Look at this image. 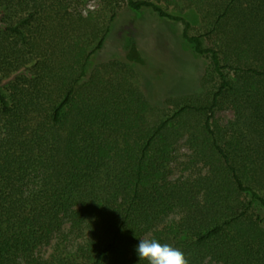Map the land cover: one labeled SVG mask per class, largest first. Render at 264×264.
I'll return each mask as SVG.
<instances>
[{"label":"trees","instance_id":"16d2710c","mask_svg":"<svg viewBox=\"0 0 264 264\" xmlns=\"http://www.w3.org/2000/svg\"><path fill=\"white\" fill-rule=\"evenodd\" d=\"M106 1L180 24L218 90L170 115L117 65L94 63L115 10L97 25L82 0L0 3V264H147L145 237L189 264H264V0H166L204 15L206 35L152 0ZM15 7L24 16L3 20ZM128 45L122 64L144 75L151 57ZM230 97L250 138L215 120ZM183 138L206 160L197 177L174 176Z\"/></svg>","mask_w":264,"mask_h":264},{"label":"rangeland","instance_id":"374dc122","mask_svg":"<svg viewBox=\"0 0 264 264\" xmlns=\"http://www.w3.org/2000/svg\"><path fill=\"white\" fill-rule=\"evenodd\" d=\"M152 1L171 13L187 16L192 22L194 33L206 35L211 31L208 28L209 20L197 11L171 5L166 0ZM3 2L6 0H0V3ZM77 9L84 17L89 15L94 17L92 22L97 25L103 24L114 10L118 12L106 44L96 56L94 63L100 70H103V65L109 63L117 65L116 68L122 69L127 78H131L154 103L161 105L171 113L170 115L178 110L177 106L182 105L187 97L209 101L213 93L218 90L219 80L212 69L210 59L194 52L191 45L183 39V28L180 24L166 23L150 10L132 12L125 3L117 5L106 0H82ZM24 14L25 10L21 8H11L5 11L3 20L16 22ZM214 41L216 40L213 36L205 37L208 46L213 45ZM129 42L137 43L140 51L151 57V64L145 68L150 78L146 73L142 75L143 73L138 69L132 74V71L122 64ZM226 73L232 81L235 83L238 81L239 77L235 72L227 69ZM151 75L156 76V81L151 79ZM5 92L8 94V89ZM242 116L243 112L234 106L233 97H230L222 102L215 120L227 133L226 138L232 139L230 134L233 129L250 138L244 127L248 117ZM195 149L194 144L186 138L178 141L174 164L176 178L190 175L197 177L208 169L205 166L206 160L198 156Z\"/></svg>","mask_w":264,"mask_h":264},{"label":"clouds","instance_id":"9594fccd","mask_svg":"<svg viewBox=\"0 0 264 264\" xmlns=\"http://www.w3.org/2000/svg\"><path fill=\"white\" fill-rule=\"evenodd\" d=\"M140 262L147 264H189L185 254L178 248L160 243L155 238H142L135 249Z\"/></svg>","mask_w":264,"mask_h":264}]
</instances>
